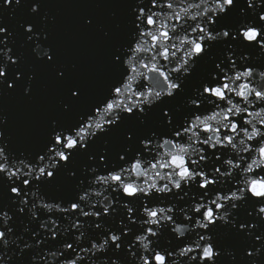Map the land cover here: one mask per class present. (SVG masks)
<instances>
[{
	"label": "snow or ice",
	"instance_id": "1",
	"mask_svg": "<svg viewBox=\"0 0 264 264\" xmlns=\"http://www.w3.org/2000/svg\"><path fill=\"white\" fill-rule=\"evenodd\" d=\"M220 5L189 16L182 0H135L126 5L131 19L107 30L82 15L85 33L110 42L122 34L105 61L114 75L92 98L52 42L55 18L43 0H0L13 20L26 8L14 24L0 16V97L22 88L31 100L45 73L60 89L63 113L47 121L42 143L18 145L0 111V264L6 256L7 264H95L100 256L136 264L141 250V264H175L171 253L181 245L189 264H264V209L256 208L264 198L229 195L240 193L242 173L256 175L253 153L264 156V90L249 87L255 72L243 77L246 68H264V6ZM166 12L171 18L160 21ZM178 52L182 65L165 68L160 61L176 65ZM125 89L139 97L135 106L121 99ZM102 106L115 118L107 115L93 134Z\"/></svg>",
	"mask_w": 264,
	"mask_h": 264
},
{
	"label": "water",
	"instance_id": "2",
	"mask_svg": "<svg viewBox=\"0 0 264 264\" xmlns=\"http://www.w3.org/2000/svg\"><path fill=\"white\" fill-rule=\"evenodd\" d=\"M28 0H22L27 3ZM135 0H43L49 15L55 18L49 25L52 42L60 49L63 62L71 69L77 66L75 75L88 84L89 95L98 98L103 83L114 75L105 61L111 51V44L121 38L116 33L113 41L103 37L102 32L85 33L78 27L82 15H94L104 29H111L115 22L123 26L131 19L126 5ZM243 5L244 0H240ZM26 8L17 9L15 20L7 11L0 12L5 22L15 23L22 19ZM8 43V41H6ZM11 47V45H9ZM18 46V45H17ZM3 47V45H0ZM30 62V50L25 51ZM35 94L31 100L23 97L22 88L15 95L0 97V111L7 115L6 134L18 145H39L45 139L46 125L50 118H63L58 99L61 92L58 85L47 74L41 73L39 82L34 84ZM227 259V258H225Z\"/></svg>",
	"mask_w": 264,
	"mask_h": 264
},
{
	"label": "clouds",
	"instance_id": "3",
	"mask_svg": "<svg viewBox=\"0 0 264 264\" xmlns=\"http://www.w3.org/2000/svg\"><path fill=\"white\" fill-rule=\"evenodd\" d=\"M249 6L251 7V0H247ZM182 3L184 5V8L187 9V14L189 16H203L207 14V11H213L215 14V10L217 8H220V0H182ZM199 4L202 5L200 8L194 7V5ZM256 6L257 10L261 7L264 6V0H256ZM179 10V6L173 8V12ZM135 11V8L133 9ZM172 13L166 12L163 16L160 17V21L165 20L166 18L170 19ZM180 15L183 16L185 15L184 11H180ZM261 16H264V13H260ZM221 31H224L223 29ZM251 35V34H250ZM177 41H182L185 39L184 33L180 32L175 38ZM161 40L163 41L164 38L161 37ZM177 47L179 48L180 45L177 44ZM149 55H153L152 53H149ZM179 56L180 59L177 61L176 65L170 64L167 62V60H161L160 62L165 66V68H175L178 67L179 65H182L183 63V52H178L173 54L174 58L175 56ZM7 59V57L5 58ZM153 59H157L156 56L153 55ZM144 61L141 60L137 67L139 68L141 65H143ZM149 66H151V61L148 62ZM253 71L256 73V75L253 77V82L249 83L250 88H254L257 90H264L261 89L260 86L264 84V68L261 67H256L253 69H244L243 72V77H247L248 72ZM0 72H2V68H0ZM145 75H147V72H145ZM213 77L215 78V74H213ZM131 79V78H130ZM247 82L244 78H242L241 83ZM131 91V89H125L124 93H122L121 99L123 100L125 105L131 104L133 106L136 105L137 100L139 97H136L135 99L133 98V95H128V92ZM152 91L159 92L160 89L158 87H154ZM167 91V89H165ZM162 98V97H161ZM258 103V102H257ZM253 110V109H250ZM255 111H259L260 109H254ZM95 111V110H94ZM107 115H113L115 118L114 113H109L104 106H102V114L100 116H96L92 120V132L93 134L96 132L97 128L99 125L105 123V117ZM4 119L6 117L0 118V123L4 122ZM51 147V146H50ZM249 165L252 166L253 170L256 172V175L253 176L249 173H242L240 181H235L234 183H239L241 184V191L239 194L236 193H231L229 195H238L240 198H243L244 193L247 191L248 195L252 199L259 200L261 198H264V173L260 172V168L264 167V156L258 155L257 153H253L251 160H249ZM162 171V170H161ZM151 173H149V179H151ZM161 179H163V176H161ZM219 195V194H217ZM256 208L259 209H264V204H257ZM261 219H264V215H261ZM143 234H138L136 237V241H140V236ZM184 237V233H177V239H182ZM195 239V237H193ZM93 243H95L93 241ZM188 245H181L180 248L176 249L175 252L171 253V259L172 261L175 262V264H180L181 261H184L185 264H189V261L186 259V256L180 255V251L182 248L186 247ZM98 251H104V249H98ZM246 251L250 252V249H247ZM218 254V252H217ZM225 256H227L228 260H234L235 256L230 254V250L225 252ZM92 257H96V253H92ZM144 257V251L141 250V256L136 258V264H141V258ZM9 257H5V260L3 264H7ZM131 259V257H130ZM108 257L107 256H100L99 258L96 259L95 264H107ZM63 264V262H62ZM87 264V262H86ZM113 264H119V262L116 261L115 257H113ZM197 264H203V260L198 261ZM211 264V262H210Z\"/></svg>",
	"mask_w": 264,
	"mask_h": 264
}]
</instances>
